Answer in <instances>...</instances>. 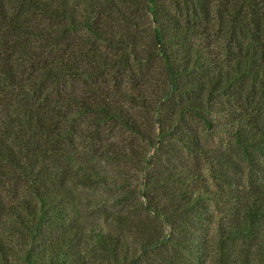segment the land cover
I'll return each mask as SVG.
<instances>
[{
  "label": "trees",
  "instance_id": "16d2710c",
  "mask_svg": "<svg viewBox=\"0 0 264 264\" xmlns=\"http://www.w3.org/2000/svg\"><path fill=\"white\" fill-rule=\"evenodd\" d=\"M152 61L157 94L125 88ZM185 114L234 147L209 151L178 127ZM125 130L185 144L210 176L168 162L140 214L88 226L76 192L111 178L95 155L152 163L113 139ZM0 264H264V0H0Z\"/></svg>",
  "mask_w": 264,
  "mask_h": 264
},
{
  "label": "rangeland",
  "instance_id": "374dc122",
  "mask_svg": "<svg viewBox=\"0 0 264 264\" xmlns=\"http://www.w3.org/2000/svg\"><path fill=\"white\" fill-rule=\"evenodd\" d=\"M126 13L139 19V25L145 29L150 24V16L145 11H141L140 8L129 9L125 7ZM143 68H135V72L132 79L125 83V88L138 86L140 88L148 89L150 95L157 94L159 88L163 87L162 70L157 63L153 61L142 66ZM160 81V82H158ZM136 117L141 125L147 129L149 128L153 137L158 135V125L154 123V118L151 110H147L143 107H137L135 109ZM183 132L198 135L201 144L205 146L209 151L218 149H232L234 147L233 140L222 133H215L206 128L197 118L189 114H185L184 119H181L178 125ZM180 130V129H179ZM117 143L125 144V149L130 150L133 146L137 149H141V156L147 155L152 159V163L145 167V162L141 158L142 162L137 161L138 157L135 154H131L133 159H127L123 163H103L100 162L99 156L95 155L94 150L96 146H87L85 143H79L78 152L86 154L88 158L94 156V161L97 166L105 165L107 172L110 175V182L107 185H85L80 186L76 192L77 194V206L81 210L82 221L86 225H102L105 228H111V226L105 221L106 212L108 210L121 211L129 213L131 215L140 214L141 203L144 201L142 191L143 183L148 176V173L153 174L160 172L164 169V165L168 162H174L177 164H188L194 170L201 171L205 175L210 176L207 171V160L204 156H201L194 150H191L183 143L176 141L175 139L168 140L166 145L169 147L164 148L168 152L160 150L156 145L147 141L145 138L139 137L136 134L125 130L121 131L113 137ZM163 140V139H162ZM106 141H104L105 143ZM165 143V141H163ZM163 147V145L161 146ZM172 147H174L172 149ZM79 154V155H80ZM78 155V156H79ZM83 157V156H82ZM130 157V156H129ZM209 184L212 186V184ZM218 191L219 188L217 189ZM25 194L20 191L19 198H22ZM227 205L220 204L214 207L217 214L220 215V210L226 208Z\"/></svg>",
  "mask_w": 264,
  "mask_h": 264
}]
</instances>
